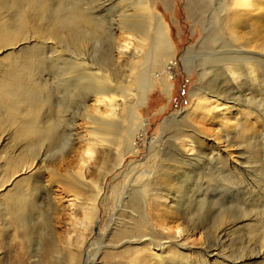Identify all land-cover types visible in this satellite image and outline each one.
Here are the masks:
<instances>
[{"label":"rangeland","instance_id":"rangeland-1","mask_svg":"<svg viewBox=\"0 0 264 264\" xmlns=\"http://www.w3.org/2000/svg\"><path fill=\"white\" fill-rule=\"evenodd\" d=\"M125 1L77 0V3L82 8L94 13L102 26V30L99 29V34L97 33L98 31L96 32L97 34L89 32L92 35H86V39L82 40V42L84 41L83 43L65 42L67 43L65 45L63 42H57L58 47L60 46V49L64 53L63 56L55 57L50 67L41 72L44 83L49 86L50 90L55 89L52 95L55 107H58L57 104L59 102L64 103L61 112L58 114L59 116L55 117V124L58 122L55 125L56 134L58 133L59 135L57 134L58 139L56 140L55 136L53 142L56 141L57 144L54 142L53 146L62 143H65L64 146H68L69 121H71L70 118H72L73 113H76L80 107V101L77 100L81 99L80 96L78 95V98L70 96L73 99L67 97L65 91H67L69 84L66 80H59L61 77L64 78L72 74L79 75V72L76 74L77 70L82 71L78 65L72 64L67 60L69 56L75 54L78 56L82 52V54L84 53L82 56H87L88 59H103L107 64L109 63V66L111 65L114 79L120 83L121 88H130L128 80L131 75L127 69L128 66L123 64L125 63L122 60L124 58L121 56L116 57L118 55L116 47L122 41L120 40V35H123V33L119 35L121 32L117 28V24L121 19L118 18V14H122L124 13L123 10L128 9ZM146 1L150 15L152 16L151 41H149L151 47L147 43L146 49L144 48L135 62L137 70L139 69L142 74H139V81L137 80L138 83L136 82L135 88H133L135 92H138L139 97L142 95L144 98L141 103L142 105L137 108L135 118H128L129 109L132 106L129 109L127 108L125 113V120L126 122H130L127 123H129V128L132 132V149L127 152L123 151V158H120L119 155H113L114 151L112 150V152L105 153L103 157H97L96 163L91 162V165L88 166L89 169L85 173L87 185L83 186L84 183L81 184L87 191L85 195L81 196L83 199L82 205H89V194L95 193V186L100 184V182L103 184L104 192L97 201L96 213L92 218L91 224L87 227L86 231L84 230L86 232V240L80 235L83 230V225H81V222L84 221L83 208L80 209L81 205L78 207L79 209L77 206H74L75 213L70 212L69 208L72 207L71 202L75 200V197L68 191L65 184L59 180L64 177L71 179L73 178L72 172L77 173L79 171V167L74 165L76 162L75 158L77 159L78 155H81L84 142L75 141L74 151L72 150L71 152H69L71 147L69 148L68 146V149L66 147L68 151L64 148V158L61 157L63 162H59L57 156L52 154L56 147L52 146L53 149L50 147V150L53 151L51 154H47L49 155L46 158L48 161L46 163L45 160V163L48 167H52L53 171H48L45 168L40 173L41 170L38 169L36 172L33 169L24 176L27 182L15 184L16 180L21 176L15 177V171L19 168H17L13 159L14 155H19V149H21L22 145L13 138L12 132H14L15 128L8 124L5 114L0 109V120L2 119L0 122L5 124V126H2L3 128H0V264H32L36 258L39 261L41 255L38 254V251L41 247H44L48 237L54 238L57 241L56 249L58 254H55V256L58 259L54 257L51 259L55 264L56 262L65 260L70 248H78L77 243H81L83 246L80 248L81 253L80 257L77 258V264H128L129 258L123 254L115 259L107 257V252L118 251L122 253L129 249L127 245L111 249L122 235L120 233L118 238L115 237V234L120 231L115 230L114 227L120 226V223L129 224L128 216L130 212L128 205L137 195L148 199L152 194L157 192L159 187H162V184L155 182V179L159 176L164 177V174H168L170 170L163 168L161 171H157V166L159 164H167L166 157L174 160L175 158L177 160L180 159L174 149L175 144L178 143L175 137V133L177 132H175V128L178 124L175 127L173 126L174 123L172 125H165V120L169 116L179 114L183 110H191L197 103L194 100L195 95L193 92L200 93V91H205L203 89L209 83L212 84L210 87L214 90L217 84L221 85L218 86L222 90H224L225 86H227L225 90L234 86L230 89L231 91L228 90L231 93L237 92V89L241 87H249L245 91L252 89L253 94L256 95V100L252 103L254 108H251V121L253 127L261 125L260 130H254L255 132H251L252 134L248 133L251 137L248 136L249 139L247 141L245 140L247 137L243 139L244 142H248L247 144L250 147L245 152L237 153L236 144L233 142H230L227 148H225L222 158L227 163V166L233 167L231 173H227L226 167H221L215 163L214 157L208 151L209 147L212 146H216L218 149L222 148L221 150L223 151L225 144L223 143L224 139L221 134L219 138L213 135L216 132V125L207 121L209 120L207 118L206 120L199 118L203 115L202 108L206 106L205 101H200L199 109H195V112H198L200 116H195L192 121L196 125L197 130L201 134H204L205 138L199 137L204 144L202 145L201 154L194 160L187 161L192 165L190 166L187 163L185 167L186 172H190L185 177V189H183L185 192V199L183 201L186 203L183 211L187 217L180 228L174 227L177 225L176 223V225L171 224L172 227L179 231L176 234L168 232L166 234L158 226L156 227L158 228L157 231L154 233L161 238L162 242L170 240L173 244L181 243L187 247V250L189 249L187 251L189 261L196 260L193 259L194 257H200L201 259L206 258L205 260H208L209 264H240V262L241 264H264L263 234L257 230L261 223L264 222L262 221L264 220V96H262V92L264 95V87H262L264 86V64L256 73L257 79L253 82L251 79V85L248 76L243 77L242 85H240L231 75L229 78L228 72L230 71L227 69L224 61L211 60L209 56H205L206 53H220V50H226L229 57L238 59V63H243L239 59L240 55L235 50L232 51L234 49L232 44L235 41L230 36L226 27L222 25L225 12H228V10H231L230 8L235 6L233 4L235 0ZM253 4V7L258 8L259 11L260 7H262L261 11H264V0L253 1ZM239 7L243 8L244 6ZM255 8L252 9L253 12L258 11ZM247 10H251V8ZM127 12L130 14V18L127 16L129 20L142 24L144 17L141 12H133L134 14H132L130 13L131 9L127 10ZM2 16L8 15L4 13L0 15V17ZM127 17L126 20H128ZM114 19L115 21L113 22ZM30 36L32 34L27 32L24 40L17 41L14 45L0 48V79L7 81V71L12 67H16L19 63L21 65L26 55L29 54L30 49L36 46L38 42L30 38ZM45 43L50 44L51 40L48 39ZM52 49L47 46V54L54 56L55 52H52ZM158 53H161L163 56H159ZM70 66H73V68L70 69ZM226 70L228 72H225ZM80 80L81 78L79 77V80H77L78 86L83 84V81L81 83ZM218 81L222 82L219 83ZM79 88L78 92H81L80 94L83 96L86 93L84 86L80 85ZM60 89L61 91H59ZM260 98L262 101L258 102ZM235 106L240 109L247 108L243 105ZM220 108L222 107L218 106L217 108L214 105H207V109H210L212 115L228 122L229 124L227 123L226 126L231 125V129L229 127L227 132L229 133V138L232 139V128L237 126L235 115H232L233 111L230 113ZM256 108L261 109L263 112L262 117L257 113ZM41 110L42 107L40 106ZM62 117L63 119L59 121ZM77 120L78 126L76 127V132L83 134L85 126L82 124L81 119L78 118ZM44 140V144H40L39 141L36 142L37 145L34 144L35 142L32 144L31 149L33 153L31 154H43L46 148H49L47 146H51L50 143L53 144V142L47 139ZM47 150L49 151V149ZM212 153L214 154L215 152ZM186 154L191 156L190 152H186ZM53 156L57 160V162L54 160L56 164L52 163ZM120 160L122 162L118 168L113 171L111 170L106 177L102 176L104 173V163L107 165L111 163L110 167H113ZM43 164L41 168L45 167ZM198 179L200 184L194 183V180ZM177 182L175 181L174 183L177 185ZM20 194H24L23 196L30 195V198L33 200L31 199V202H29L31 204L28 203L26 206L29 207L24 210V212L27 211L23 213V220L16 225L6 214L8 213L6 207L8 200L12 199L14 195ZM200 200H204L201 207H199L200 204L198 202ZM245 215L252 217L256 215L259 218V226L258 224L254 225L253 219L251 221L246 219L242 223L236 222L225 235H218V227L227 223L229 224L233 219L243 218ZM40 216L41 218L47 217L48 219L41 220ZM189 216L191 219H189ZM40 220L44 225L41 224ZM44 221L46 222L44 223ZM245 222H249L246 224L247 226ZM21 223L24 229L23 226H20ZM188 224L191 226L200 225L202 230L188 233L187 229L191 227ZM17 226L22 227V229L18 230ZM251 226H253V229H249ZM184 228H186V232L183 231ZM110 231L111 233L108 234ZM149 232L153 233V230L149 228ZM164 244L166 245V243ZM139 249L146 250L147 247L139 246ZM173 249L169 247L167 254ZM215 254L217 255L215 256Z\"/></svg>","mask_w":264,"mask_h":264},{"label":"bare ground","instance_id":"bare-ground-1","mask_svg":"<svg viewBox=\"0 0 264 264\" xmlns=\"http://www.w3.org/2000/svg\"><path fill=\"white\" fill-rule=\"evenodd\" d=\"M121 1L123 2V0ZM253 1L258 0H235L233 4H235L236 7L234 6L230 8L231 10L225 12L223 18L224 20L222 23V25L225 26L229 31L232 39L235 41L232 44V46L234 47L232 51L235 50L240 55L239 59H241V62L243 63H238V59L229 57V54L226 50H220V53H206L205 55L206 57L209 56L211 60L217 59L224 61L227 69L231 73L228 72V70H226L225 72H228L229 78L231 75L232 78L240 85H242L241 83L243 81V77L245 76H248L250 78L249 83L251 79L252 82L255 81L257 79L256 73L258 69L264 64V11H261L262 7L260 6V11L258 10V8L253 7ZM125 2L127 3L128 9L123 10L124 13L122 14L117 13L118 18H121L117 24V28L119 32H121L119 33V35L122 33L123 35H120V40L122 41L119 40L120 42L116 47L118 55L115 56L117 58L118 56L124 58L122 59L125 62L123 64H126L128 66L127 69L129 70L131 75L130 79L128 80L130 88H121L120 83L116 79H114L112 67L111 65H108L109 63L107 64L101 58L88 59L87 56H82L84 54H82V52H80L81 54H79L81 56H76V54L73 56L68 55L69 57L67 59L70 63L78 65V67L82 69V71L77 70L76 74H78V72L80 74H72L64 78L61 77L59 79L62 81L66 80L69 84L67 91L64 90L67 97L71 96L73 98H78L80 96L81 98L77 99L78 101H80V107L78 111L76 113H73L72 118L69 117L71 121H69V141L67 142L69 143V148L71 147V150L69 152H71L72 150L74 151L75 141L79 140L81 142H84L81 155H78L77 159L75 158L76 162L74 165H77L79 167V171L77 173L72 172V174L70 172L73 177L71 179L64 177L59 180H61V182L65 184L68 191H70L75 197V200L71 202L72 207L69 208L70 212L74 214V208L76 206L78 208L81 205L80 209L83 208L84 221L81 222V225H83V230L81 231L80 235L84 237L85 240L86 232H84V230L86 231L87 227L91 224L92 218L96 213L98 203L97 201L104 192L103 184L102 182H100V184L95 186V193L89 194V205L83 206V199L81 196L85 195V193L87 192L83 187L84 185H87L85 181V173L87 169H89L88 166L91 165V162L96 163L97 157H103L105 153H108L110 151L112 152L113 150V155H119L120 158H123V151L127 152L132 149V132L129 128L130 122L127 121L129 122L127 123L125 120V113L127 108L129 109L130 106H132L129 109L128 118H135L137 108L142 105L141 103L143 102L144 98V96L142 97V95L141 97H139L138 92H135V90L133 89L135 88L134 85H136L135 83L137 82L138 78H140L139 74H142L139 69L137 70V65H135V62L136 60H138V57L146 47L147 43L151 47L149 41H151L150 31L152 29V16L150 15L148 3L146 0H126ZM239 6H244V9L240 8ZM245 6L246 8H251V10H247L248 8L246 9ZM253 8L258 11L253 12ZM129 9H131L130 13L132 14H134L135 12L142 13L144 17L142 24H138L137 21L135 23L132 20H129L130 14H128L127 12V10ZM4 13L8 16L0 17V48L8 45H14L17 41L24 40V36L27 32H30V34H32L30 38H33L36 42H38L35 47H32L30 49L29 54L26 55V58H24V62L21 65L19 63V65L10 68L7 71L6 74H8V77L4 76L8 78L7 81L0 79V109L5 114L8 124L10 126H14L15 128L14 132H12L13 138L22 145V147H20L21 149H19V155H14L13 159L17 168H19L15 171V177L21 176L18 180H16L15 184H22L27 182V179L24 176H26L33 169L36 172L38 169L41 170L40 173H42L45 168L48 171H53L52 167H48L46 165L48 161L46 158L47 156H49L47 154H51V152L53 151L50 150V147L54 145V142L56 143V141L53 142L55 136V140L58 139V133L56 134L55 129V125H57L58 122L57 124H55V117L59 114V112H61V108H63L64 103L59 102V104H57L58 107H55L52 97L54 93L53 90L55 89L50 90L49 86L44 83V81L42 80L41 72L50 67L51 62H54L52 60L55 57L57 58L63 56L64 53L60 49V46L58 47L57 42H82L83 39H86V35H92L93 32H95V34H99V29H101L102 26L100 25L98 19H96L97 17H95L94 13L88 12L84 8H82L77 3V0H0V15ZM124 16H129V18L127 17L128 20H126V17L122 18ZM114 21L115 19L113 20V22ZM89 32L92 33L89 34ZM48 39L51 40L50 44L45 43V41ZM67 43H65V45ZM47 46L50 49L53 48L52 52H55L54 56L47 54ZM104 50L106 51V49ZM158 55L161 57L163 56L161 53H158ZM93 57L95 56L93 55ZM160 65L162 66L161 62ZM71 68H73V66H70V69ZM72 72L74 73V71ZM111 73L113 74V76ZM79 77L81 78V83L83 81V84L80 85L84 86L86 92H84L85 94L83 93L84 95L82 94L83 96H81V92H78L80 89V85L78 86L79 83L77 82V80H79ZM23 85L25 86L22 87ZM211 85L212 84L209 83L205 87V89H203L205 90L203 92H193V94L195 95L194 100L197 101V103L191 110H183L179 114H173L165 120V125H172V123L175 124H173L174 127L176 126V124L179 125H177L178 127L176 126L175 128V132L177 131L175 133V137L178 143L175 144L174 149L175 153L180 159L177 160L175 158L174 160L166 157L165 159L167 160V164H159V166H157L158 168L156 169L157 171H161L164 168L171 171H169L168 174H164V177L159 176L155 179V182L162 184V187H159L157 189V192L152 194L148 199L137 195V197H135L134 199L132 198L133 200L129 202V224L120 223V226L114 227L115 230L120 231L119 233L115 234V237L118 238L120 233L122 235L119 241H117L116 245L114 247H111V249H116L122 245H127L129 249L127 251H123L122 253L118 251L107 252V257L115 259L123 254L124 256L129 258L127 261L128 264H209L208 260H205L206 258L201 259L200 257H194L193 259L196 260L189 261V256L187 253L189 249L187 250V247H185L181 243L173 244L172 242H170V240L162 242L161 238H159V236L154 232L157 231L158 228H160L166 234L167 232L176 234L179 231L175 228H180L183 222H185V218L187 217V215H185V212L183 211V208L186 205L185 201H183L185 199V192L183 191V189H185V177L190 172H186L185 167L187 166V161L194 160L199 154H201L203 149L202 145L204 144L202 140L199 139V137L205 138L204 134H201L197 130L196 125L192 121L195 116H200L198 112H195V109H199L200 101H205L206 106L202 108L203 115L199 118H201V120H206L207 118L209 119L207 121L214 123L216 125V132L213 135H216V137L219 138L221 134L224 139L223 143L225 144L223 146V151L221 150V147V149H218V147L216 146L209 147L208 151L214 157L215 163H217L221 167H226L225 170L227 173H231L233 167L231 168V166H227V163L222 158V153H225V148H227L230 142H233L234 144H236L235 148L237 153L240 154L245 152L250 148L248 146L249 144H247L248 142H246L249 139L248 136H250V134L248 133H251L254 130H260L261 125L259 127H253L251 121V108H254L252 106V103L256 100V95L253 94L252 89L245 91L246 88H249L245 86L246 88L243 87V89L241 87L237 89V92L231 93L228 92V90H230L234 86L230 87V89L228 90H225V88H227V86H225L224 90H222V88L220 87L221 85L217 84L216 87H220L221 89H217L215 87L214 90L211 89ZM227 85L229 86V84ZM259 85L262 86L261 84ZM59 91H61V89ZM262 96H264L263 92ZM261 101L262 100L260 98V101L258 102ZM207 105H214L217 108L218 106H221V110H227L230 113H232L231 111H233L232 115H235L234 117L236 119L237 126L235 128H232V139L229 138V133L227 132L229 127L231 129V125L226 126L228 122H225L223 119H219L215 115H212L210 109H207ZM235 105H243L245 106V108H247L240 109ZM40 106L42 107L41 111ZM255 110H257V113H259L261 117L263 116V112L260 108H256ZM78 118L82 120V124L85 126L83 134L76 132V127L78 126ZM62 119L63 117L59 119V121ZM7 122L5 121V123ZM2 126H5V124L0 122V128H3ZM238 137H240L241 139ZM245 137L247 138L244 142L243 139ZM44 139L53 142V144L50 143L51 146H47L49 148H46L43 154H31L33 153L31 149L32 144L35 142L34 144L37 145L36 142L38 141L40 144H44ZM40 140H42V143L40 142ZM64 144L65 143L53 146L56 147V149L54 148V151L56 152L53 151L52 154L57 156V160L59 162L62 161L61 157H63V152L66 147L68 149V146H64ZM47 149H49L50 152ZM186 152H190L191 156H189V154H186ZM212 152L215 153L213 154ZM52 160V163H55L54 160H56V158L54 159L53 156ZM170 161L173 164L169 163ZM121 162L122 160H120V162H118L113 167H110L111 163L110 165L104 163V173L102 174V176L106 177L108 173L111 172V170L113 171L114 169L118 168L121 165ZM42 164L45 167L41 168ZM188 165L190 164L188 163ZM175 181H178V186L176 185V183H174ZM194 181V183L200 184L199 179ZM81 184H83V186ZM23 195L24 194L14 195L12 199L7 201L6 210L8 213L6 214H8L10 219L13 220L12 222H15L16 225L18 222L20 223L21 220H23V213H26L27 211L26 210L24 212V210L29 207L26 206L29 202H31L32 199L30 198V195ZM198 202L200 204L199 207H201L204 200H200ZM247 216L248 215H245L243 218L233 219L229 224L227 223L218 227V235H225L236 222L242 223L246 219L250 221L253 219L252 221H254V225L258 224L259 218L256 215H253V217ZM46 218H41V220ZM189 219H191L190 216ZM46 221H44V223ZM172 223L174 225L177 224L176 226H174L175 228L171 226ZM248 223L249 222H245V225ZM41 224H43V222ZM188 225L191 226L190 224ZM20 226H23L22 223L20 224ZM157 226L158 228H156ZM253 226L249 227V229H253ZM17 228L18 230L20 228L22 229V227L18 226ZM149 228L153 230V233L149 232ZM185 230L186 228H184L183 231ZM201 230V226L196 225L189 227V229H187V232L193 233ZM257 230L259 233L263 234L262 239L264 240V222L261 223ZM26 233L28 234V232ZM110 233L111 231L108 234ZM55 240L56 239L51 237H48L46 239V244L38 251V254L41 255L40 260L37 261L36 258L32 262V264H55L54 261H51L53 257L55 259H58L55 256V254H58L56 249L57 241ZM164 243H166V245ZM76 245L78 246V248H70L68 251V256L65 258V260L56 262V264H77V258L80 257L81 253L80 248L83 246L81 243H77ZM139 246L147 247V249H139ZM169 247H172L174 249L167 254V249ZM262 248L264 249V243L262 245ZM216 255L217 254H215V256Z\"/></svg>","mask_w":264,"mask_h":264}]
</instances>
